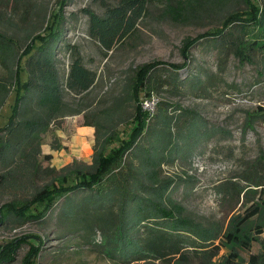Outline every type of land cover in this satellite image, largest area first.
Listing matches in <instances>:
<instances>
[{"label":"trees","instance_id":"1","mask_svg":"<svg viewBox=\"0 0 264 264\" xmlns=\"http://www.w3.org/2000/svg\"><path fill=\"white\" fill-rule=\"evenodd\" d=\"M70 1L63 0L62 8ZM243 2L247 8L241 13L228 12V0H110L103 14L89 9L84 12L89 18L88 35L107 52L132 36L157 3L164 5V20L182 24H201L218 16L222 18L221 31L183 42L185 59L189 60L191 48L202 39L210 37L222 45L235 38L234 30H238L241 34L232 45L244 65L253 62L254 53L264 54V6L251 0ZM62 8L44 32L0 30V65L6 73L0 78V112L15 96L9 121L0 128V193L14 197L0 207V222L43 220L64 200L63 220L85 227L93 237L100 231L102 253L117 264H240L241 252L250 251L254 242L262 249L250 255V264H264V241L258 238L264 224L257 226V236L249 229L254 216L264 217V201L250 213L235 216L226 229L189 215L172 196L177 180L163 177L164 165L187 161L202 144L225 132L179 104L159 102L153 114L143 109V100L164 86L157 76L158 68L168 66L178 73L187 62L156 61L140 66L127 96L116 99L95 119L84 115V125L95 128L91 164L75 162L61 169L44 166V135L61 119L85 111L69 109L67 96L88 95L98 78L85 66L77 46L61 45ZM26 9L29 12L30 8ZM62 51L69 54L67 73L61 67ZM24 70L26 79H22ZM178 81L177 75L170 78L171 84ZM188 82L195 88L205 84L199 76ZM127 106L134 111L125 123ZM121 124H127L126 133L119 129ZM246 175L250 186H264V152L248 166ZM234 186L228 183L222 187L233 194L237 191ZM26 238L0 245V264L13 263ZM218 241L228 250L222 260H216L218 253L213 249ZM30 248L31 255L23 264H38L33 261L42 245Z\"/></svg>","mask_w":264,"mask_h":264},{"label":"rangeland","instance_id":"2","mask_svg":"<svg viewBox=\"0 0 264 264\" xmlns=\"http://www.w3.org/2000/svg\"><path fill=\"white\" fill-rule=\"evenodd\" d=\"M251 1L264 6V0ZM62 2L17 0L16 4L15 0H0V30L44 32L49 22L55 19L56 12L61 10ZM106 2L110 0H71L62 8L65 19L61 45L77 46L85 66L95 71L98 78L95 88L88 95L67 96L69 109L84 108L85 111L61 119L44 135V166L61 169L75 162L91 164L95 140L91 142V136L80 130L86 127L84 115L95 119L116 99L127 96L140 66L156 61L175 65L187 62L188 66L178 73L168 66L158 68L157 76L164 86L154 96L158 102L179 104L195 110L207 124L220 126L225 132L202 144L187 161L178 160L173 165H164L163 177L177 180L172 196L186 208L189 215L204 223L217 222L227 229L235 216L250 213L264 201V186L255 188L245 181L248 166L254 165L264 152L263 52L254 53L253 62L242 65L232 45L241 33L234 30L235 38L228 39L222 45L214 43L210 37L202 39L191 48L187 61L182 51L183 42L205 33L221 31L222 18L217 16L201 24L164 20L161 15L162 3H157L132 36L107 52L88 35L89 18L84 12L89 9L103 14ZM27 7L30 8L29 12ZM227 7L228 12L240 13L247 8L243 0H228ZM60 60L61 67L67 73L69 54L62 51ZM5 75L0 65V78ZM176 75L179 77L178 83L171 84L170 78ZM198 76L205 84L195 88L188 79L196 80ZM26 77L24 70L22 79ZM14 104L15 96L2 108L0 128L8 123ZM169 110L173 111L172 108ZM124 111L127 123L134 109L127 106ZM126 125L121 124L119 129L126 133ZM53 146H60V149ZM228 183L235 185V193L230 194L229 189L222 187ZM13 198L11 194L0 193V207ZM63 201L43 220L24 224L0 222V245L16 238L29 237L17 249L15 261L11 264H23L31 255V245L38 248L42 245L38 258L33 261L38 264H117L102 253L100 231H96L93 237L85 227H74L63 220ZM260 224H264V217L256 215L251 219L249 229L254 236H257L256 229ZM258 238L264 241V226ZM213 249L218 253L216 260H222L228 253L223 241L216 242ZM261 249V244L254 242L250 251L241 252L240 264H250V255L259 254Z\"/></svg>","mask_w":264,"mask_h":264},{"label":"built area","instance_id":"3","mask_svg":"<svg viewBox=\"0 0 264 264\" xmlns=\"http://www.w3.org/2000/svg\"><path fill=\"white\" fill-rule=\"evenodd\" d=\"M158 98L153 96L151 98H147L143 100V109L148 111L150 114H153L156 110V106L159 103Z\"/></svg>","mask_w":264,"mask_h":264},{"label":"crops","instance_id":"4","mask_svg":"<svg viewBox=\"0 0 264 264\" xmlns=\"http://www.w3.org/2000/svg\"><path fill=\"white\" fill-rule=\"evenodd\" d=\"M80 130L82 131L83 130V133H87L88 136H91V139L90 141L93 142L95 140V137H94V133H95V128L92 127V126H86L84 128H80ZM79 142V141H77ZM81 144L83 145V143L81 142ZM69 161V160H67Z\"/></svg>","mask_w":264,"mask_h":264}]
</instances>
